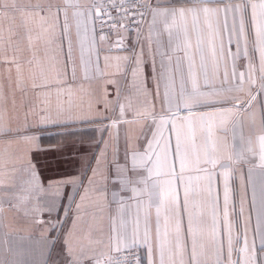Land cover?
<instances>
[{
    "label": "snow or ice",
    "instance_id": "obj_1",
    "mask_svg": "<svg viewBox=\"0 0 264 264\" xmlns=\"http://www.w3.org/2000/svg\"><path fill=\"white\" fill-rule=\"evenodd\" d=\"M31 7L33 15L44 13L40 19L48 25L47 43L54 51L58 49L64 60L61 63L59 55L55 57V75L52 78L43 72L39 76L30 75L32 98L23 104L22 117L17 113L15 124L13 117L6 115L4 86L0 84V136L11 137L10 142L19 146L17 160L27 177L28 197L34 201L31 208L33 222L60 233L64 264H264V199L257 214L255 236L250 243L249 218L244 215L243 198L237 213L229 182L235 170L233 164H238L240 158L232 161L231 157L220 154L215 141H210L208 137L197 144L195 134L198 123L203 128L214 120L218 112L231 111L224 106L232 104L235 107L240 100L237 93L247 91V104L255 100L251 89L256 85L257 71L260 80L258 90L264 92V0H93L87 5H82L80 0H65L63 5L49 2ZM69 9L72 10L71 18ZM19 10L21 6L16 0H0V17L14 19V13ZM113 11L117 13L116 16ZM85 15L91 23L90 52L98 44H104L108 35L115 32L117 39L109 44L107 51L115 49L130 53L114 59L118 71L123 68L125 75L131 72L133 87L145 98L144 109H132L131 119L128 118L131 105L121 103L119 87L114 101L107 99V90L103 96L91 93L87 107L58 102L53 108L49 102L53 92L59 101L67 89L69 64L72 66V79L75 80L77 65L73 52L76 43L80 46L85 78H89L87 71L93 62L89 59L85 64L84 61L87 28L84 36H81ZM189 18L193 21V31L196 33L199 66L194 55H189L192 41L187 28L184 29L183 41H178L175 48L183 51L185 56H177L173 63L165 50L173 44L168 21L175 24L177 20L187 21ZM201 20L207 25V38L195 28ZM72 21H75L76 28L75 43ZM133 21L137 28L136 43L127 47L125 40ZM146 21L147 34L144 43H141V28ZM161 22L168 34L167 45L157 27ZM105 26L109 30L107 34L104 33ZM97 28L100 30L99 35ZM7 31L8 36L5 38L4 30L0 27V53H3L0 55V66L5 67L8 86L24 94L28 89L25 86L24 66L18 59V37L11 26ZM27 38L28 50L33 52L32 58L27 60L31 68L36 53L31 36ZM232 44H235L234 52L229 47ZM103 50L98 49L95 61V70L100 76H104L99 68V51ZM157 55L160 57L159 66ZM208 55L211 57L210 70ZM112 59L107 55L104 57L105 67L109 66ZM241 59L246 61L243 71L238 63ZM149 61L153 90L149 89L148 78L144 74L145 64ZM149 96L153 97L151 104L147 102ZM157 102L159 109L156 107ZM101 104L103 113L99 108ZM204 109L211 111H202ZM109 112L112 115H106ZM104 119L111 123L97 129L101 133L97 147L104 145L98 156L94 153L92 158L85 159L81 170L75 175L55 178L41 175L31 154L41 151L39 141L42 136H73L78 131L51 132L49 129H72L78 123H103ZM121 124L140 125L136 146L129 148L130 138L126 136L123 163L115 153L111 160L108 158V142L103 137L104 132L118 128ZM188 132L192 133L190 138ZM261 160L264 162V156ZM97 177L103 182L100 183ZM129 191L132 196L128 199H135L138 206L147 197L149 211L144 217L143 230L138 214L133 221L125 219L126 198L121 193ZM194 191L200 197L199 201L193 199ZM101 201L109 209L112 204L116 205L115 215L110 212L108 252H129L131 257H113L104 252L101 250L105 243L102 231L100 238L94 239L93 228L84 227V217L89 208ZM198 206H207L210 212L207 215L203 211L197 213L195 209ZM152 207L156 211L154 224L150 211ZM44 212L49 217L46 221L41 218ZM95 218L94 215L93 221ZM205 236L209 241L210 252L205 250ZM256 237L259 238L258 248ZM241 240L243 246L237 247ZM51 243L54 246L56 240ZM140 249L145 250L144 257H141Z\"/></svg>",
    "mask_w": 264,
    "mask_h": 264
},
{
    "label": "crops",
    "instance_id": "obj_2",
    "mask_svg": "<svg viewBox=\"0 0 264 264\" xmlns=\"http://www.w3.org/2000/svg\"><path fill=\"white\" fill-rule=\"evenodd\" d=\"M59 3L63 5L65 0H16V3L21 6V10L14 13V19L0 17V27L4 30V36H8V28L11 26L17 35L16 43L19 44L20 51L18 52V59L21 60L24 66L25 86L28 89L27 93L22 94L19 90L10 88L7 83V72L4 66H0V84L4 86V94L6 97L5 107L7 109L6 115L10 114L13 117V124H15V117L17 113L22 117L23 104L30 98L31 94V79L30 75L39 76L41 72L45 73L49 78L54 77L56 63L55 57L59 55V60L62 63L63 55H60L58 49L53 50L52 46L47 43L48 25L41 21L39 15L31 14L33 9L31 6L47 3ZM93 0H80L82 5L92 3ZM69 17L71 18L72 10L69 9ZM60 20L63 22V10L60 12ZM151 20V15L148 16V21ZM73 24V40L76 41L75 36V21ZM173 35V44L171 48L166 47V51L172 57L173 63L177 56L184 57L183 51H177L176 43L183 41L184 29L187 28L191 35L192 47L189 49V55H194L197 66L200 63L199 53L196 51V33L193 31V21L189 18L187 21L177 20L175 24L171 20L168 21ZM158 29L162 32V39L167 45L168 34L164 31V23H158ZM85 28L88 29V39L84 42V61L85 64L89 59L93 62L92 66L87 71V76L84 70V65L81 64V50L78 43L74 47L73 58L76 61L77 71L75 80L72 79L71 64L68 69L69 84L64 93L59 97V101L53 92L49 98V102L53 108L57 103L67 105L71 102L75 106L87 107V102L91 93L98 96H103L104 91L107 90V99L114 101L116 99L117 88L120 89L121 103L131 105L129 109L128 118L131 119L132 109L143 110L145 106V98L143 95L137 93L132 85L131 72L128 71L125 75L124 69L119 71L116 67V56L130 55L129 52L107 51L109 44L114 43L117 39L115 32L108 37L104 44H98L96 48L89 51V44L91 40V23L87 15L83 17L81 25V36L85 34ZM195 28L200 30L205 38H207V25L201 20L195 25ZM136 31L129 30L125 45L131 47L136 43ZM147 34V21L141 28V43H144V36ZM31 36L32 47L36 53V60L33 61L31 68L27 64V60L32 58L33 52L29 51L28 36ZM98 40V35H97ZM234 52L236 50L235 44L229 46ZM99 48V68L104 72V76H100L95 70L96 53ZM155 48V45H153ZM66 50V45H65ZM137 50L139 46L137 45ZM145 51L147 46L145 44ZM3 53H0L2 55ZM10 55V51H9ZM113 57L109 62V66L105 67V56ZM209 70L211 68V57L208 55ZM157 66H159L160 57L157 55ZM39 61V62H37ZM187 58H185V66ZM240 70L243 71V65L246 63L243 59L239 62ZM256 66L259 67L258 54L256 58ZM144 74L148 78V87L150 90L154 89L152 81V66L151 62L145 64ZM15 73L13 72V77ZM256 85L251 89L255 100L251 104L245 103L248 100L247 91L237 93L240 100L236 102V106L232 104L225 105L226 109H231L229 112L217 113L216 117L210 123H207L203 128L196 126L195 134L197 137V144H201L205 137L210 141H215L218 152L225 157H231L235 161L237 157L240 158L238 164H233L235 169L230 177V187L232 199L236 206V212L239 213L241 199L244 201V215L249 218V242L251 243L255 236L257 214L261 207L262 199H264V162L261 157L264 156V92L259 89V72L255 73ZM106 81H114L107 83ZM245 85V89H247ZM153 97H148V104H151ZM39 103L40 101H36ZM243 105V107H241ZM159 109V103H156ZM100 111L103 113V105H99ZM202 111H211L204 109ZM119 114V106L116 107V115ZM106 115H112L111 112ZM111 121L104 119L103 123L95 124H76L72 129H49L48 131H77L73 136H48L43 135L39 141L41 151H33L31 156L33 162L40 170L43 177L55 178L64 175H75L81 170L82 162L85 159L92 158L93 154L99 155L100 149L104 148L103 144L97 147L100 140L101 133L97 129L104 125H110ZM140 135V125H125L121 124L118 128H111L109 132H104V140L108 142V158L111 160L113 154L123 163L124 153L126 147V136L130 138L128 147L131 148L137 145L136 137ZM192 133L188 132L189 138ZM141 141L143 137L140 138ZM11 137L0 136V264H64V249L62 245V237L58 231L48 228L44 224L33 222L31 216V208L34 201L29 199L27 192V185L25 183L27 177L17 160L20 148L15 143H11ZM191 148V144H190ZM227 162V161H226ZM95 162L93 161V164ZM90 175V173H89ZM114 175V173H113ZM97 180L103 181L97 177ZM111 187V185H110ZM118 187V186H117ZM196 185L194 183V189ZM121 196L126 198V206L124 210L125 219L133 221L137 214L140 217V227L143 230L144 217L149 211L147 206V197L144 198V203L137 205L135 199H128L132 193L122 192ZM220 196L221 203L223 199V181L220 182ZM95 199V197L93 198ZM193 199L200 200V197L193 194ZM108 200H111V192H109ZM116 205L112 204L109 209L104 202L98 205H93L89 208L88 214L84 217V227L91 226L93 228L94 239H99L101 231L103 233L104 245L101 250L113 255L116 252H108V235L110 225V212L115 215ZM151 217L153 224L155 222V207L151 208ZM195 211L197 213L203 211L206 215L210 212L207 206H198ZM95 215V221L93 216ZM62 217V213H61ZM47 220V212L43 213L41 217ZM242 231V225H241ZM56 240L53 246L52 241ZM203 243L205 250L210 252V246L207 236H205ZM257 248L259 247V238L256 237ZM243 242L237 247H242ZM141 257H144L145 250L140 249ZM236 258V253L233 254V259ZM105 259V257H101Z\"/></svg>",
    "mask_w": 264,
    "mask_h": 264
},
{
    "label": "built area",
    "instance_id": "obj_3",
    "mask_svg": "<svg viewBox=\"0 0 264 264\" xmlns=\"http://www.w3.org/2000/svg\"><path fill=\"white\" fill-rule=\"evenodd\" d=\"M113 15L116 16L117 13H116L115 11H113ZM129 29H130V30H137V28H136V24H135V21H133L132 23H130V25H129ZM108 32H109V30H108L107 26H105V28H104V33L107 34ZM99 33H100V30H99V28H97V34L99 35ZM113 33H114V32H112L111 34H109L108 37L111 36ZM123 255H128L129 257H131V253H129V252L114 253L112 256H113V257H121V256H123ZM140 255H141V253H140Z\"/></svg>",
    "mask_w": 264,
    "mask_h": 264
}]
</instances>
